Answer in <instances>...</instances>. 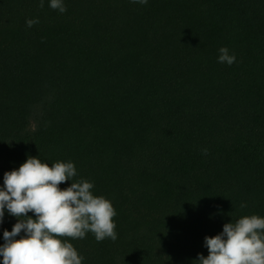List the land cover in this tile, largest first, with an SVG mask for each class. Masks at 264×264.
<instances>
[{"label": "trees", "instance_id": "obj_1", "mask_svg": "<svg viewBox=\"0 0 264 264\" xmlns=\"http://www.w3.org/2000/svg\"><path fill=\"white\" fill-rule=\"evenodd\" d=\"M39 3L0 0V189L29 157L72 162L117 213L115 241L61 238L82 264H194L264 218V0Z\"/></svg>", "mask_w": 264, "mask_h": 264}, {"label": "clouds", "instance_id": "obj_2", "mask_svg": "<svg viewBox=\"0 0 264 264\" xmlns=\"http://www.w3.org/2000/svg\"><path fill=\"white\" fill-rule=\"evenodd\" d=\"M131 2L148 4V0ZM49 6L60 13L67 10L63 0H50ZM39 7H44V0H40ZM39 22L38 18L28 19L26 26L31 28ZM218 52V63L231 66L236 62L235 54H230L227 47ZM202 151L207 155V149ZM76 176L72 162H56L49 167L31 157L18 170L4 173L0 223L5 210L17 223L11 232H3L0 264H82L84 257L62 237L84 239L91 232L97 242L117 239L113 222L117 213L112 203L93 195V183L83 179L73 182ZM67 181H71L70 187L61 190L59 185ZM240 207L247 205L241 203ZM30 212L35 219L28 216ZM204 247L209 255L205 258L198 254V264H264V218L251 215L227 223L222 233L204 238Z\"/></svg>", "mask_w": 264, "mask_h": 264}]
</instances>
